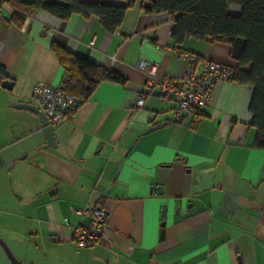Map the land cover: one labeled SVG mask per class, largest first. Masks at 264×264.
Returning a JSON list of instances; mask_svg holds the SVG:
<instances>
[{
    "label": "crops",
    "instance_id": "obj_1",
    "mask_svg": "<svg viewBox=\"0 0 264 264\" xmlns=\"http://www.w3.org/2000/svg\"><path fill=\"white\" fill-rule=\"evenodd\" d=\"M82 1L133 5L112 33L95 16L62 20L34 7L17 26L12 8L0 7V237L22 264H264V148L254 145L252 88L218 81L205 107L176 114V98L148 89L134 67L145 60L158 77H178L181 52L196 57L197 70L234 66L242 41L177 45L171 18L151 10L152 0ZM51 41L124 81H101L52 127L56 146L42 148L37 115L12 104L31 103L37 81L65 82ZM91 207L106 218L98 239L77 247L72 228L88 226ZM0 264H11L1 246Z\"/></svg>",
    "mask_w": 264,
    "mask_h": 264
},
{
    "label": "trees",
    "instance_id": "obj_2",
    "mask_svg": "<svg viewBox=\"0 0 264 264\" xmlns=\"http://www.w3.org/2000/svg\"><path fill=\"white\" fill-rule=\"evenodd\" d=\"M5 3L13 10L9 21L17 26L23 24L25 14L34 7L62 20L72 14L84 18L95 16L109 33L118 29L126 10L133 5V2L108 4L82 0H5ZM230 6H237L238 13L231 12ZM151 10L164 12L171 18L170 37L177 45L188 38L225 44L242 41L235 57V69L228 80L252 88L248 110L250 124L256 131L254 145L264 148V0H152ZM49 47L66 70L63 83L66 90L81 102L101 81H124L117 73L76 56L54 41ZM3 77L0 67V80ZM194 111L197 113V109Z\"/></svg>",
    "mask_w": 264,
    "mask_h": 264
},
{
    "label": "built area",
    "instance_id": "obj_3",
    "mask_svg": "<svg viewBox=\"0 0 264 264\" xmlns=\"http://www.w3.org/2000/svg\"><path fill=\"white\" fill-rule=\"evenodd\" d=\"M5 0H0V7L5 6ZM186 63L184 73L178 77H158L155 73V64L145 60H138L134 67L144 74L145 86L155 88L161 98L175 97L177 102L176 114L182 110L203 108L208 104L214 84L218 81L228 80L234 66L205 62L199 70L196 69V57L189 52H181ZM144 95H141L136 104L141 106ZM31 103L42 111L49 126L68 119L80 106L81 100L66 90L64 84L51 86L45 82L37 81L32 86ZM79 213L83 211L78 210ZM90 220L88 226H74L72 238L77 247H85L99 237L106 213L97 207L89 210Z\"/></svg>",
    "mask_w": 264,
    "mask_h": 264
},
{
    "label": "water",
    "instance_id": "obj_4",
    "mask_svg": "<svg viewBox=\"0 0 264 264\" xmlns=\"http://www.w3.org/2000/svg\"><path fill=\"white\" fill-rule=\"evenodd\" d=\"M1 86L5 89H11L12 87V82L10 80H2L1 81ZM12 107L14 108H25L28 109L30 111H32L34 114L37 115V117L40 120V124H41V131L44 135L45 138V144L42 146V148H47V147H55L56 143H55V137L52 131V128L49 126L48 124V120L45 116V114L39 110V108L37 106H35L33 103L30 102H16L12 104ZM159 126H154L151 127L147 130V132H150L156 128H158ZM146 132V133H147ZM0 246L2 247V249L4 250L7 258L9 259V261L11 262V264H22L11 252L10 248L8 247L7 243L0 237Z\"/></svg>",
    "mask_w": 264,
    "mask_h": 264
}]
</instances>
